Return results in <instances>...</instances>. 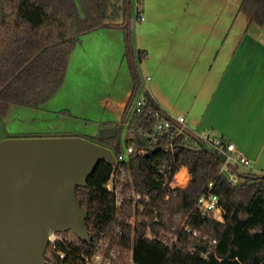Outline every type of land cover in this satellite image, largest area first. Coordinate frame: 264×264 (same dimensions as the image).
Returning <instances> with one entry per match:
<instances>
[{"label": "trees", "instance_id": "16d2710c", "mask_svg": "<svg viewBox=\"0 0 264 264\" xmlns=\"http://www.w3.org/2000/svg\"><path fill=\"white\" fill-rule=\"evenodd\" d=\"M140 0H0V114L11 103L41 108L65 81L71 54L84 34L105 27H118L124 34V58L129 66L133 88L121 118L128 123L126 145H133L123 165L131 173L124 185L125 199L118 205L106 183L117 169L103 158L88 179L78 186L82 207L88 212L91 241H83L72 230L56 248L48 246L47 264H91L83 254L100 248L116 250L122 264H264V172L242 171L238 165L222 170L223 155L206 149L204 139L186 130L170 145L162 134L154 140L155 116L148 108L165 111L148 89L140 62L146 52L135 46L132 25L141 13ZM251 22L264 23V0H243ZM146 104L137 112V97ZM71 113L69 109L60 110ZM118 121L112 136L93 135V141L109 147L115 156L123 152ZM188 161L192 183L172 188L170 179ZM186 168L179 178H186ZM212 182V186H210ZM133 188L144 197L140 210L127 194ZM218 196L222 219L214 210L202 209L200 198ZM144 200V199H140ZM134 217V221H132ZM194 231L197 233L195 234ZM150 232L151 236H148ZM64 252V257L59 255Z\"/></svg>", "mask_w": 264, "mask_h": 264}, {"label": "crops", "instance_id": "0c3cea01", "mask_svg": "<svg viewBox=\"0 0 264 264\" xmlns=\"http://www.w3.org/2000/svg\"><path fill=\"white\" fill-rule=\"evenodd\" d=\"M242 1L140 0L145 19L137 21L135 4L134 42L146 52L140 62L144 88L160 107L186 115L192 131L233 141L250 159L249 167L240 170L264 172V23L251 22ZM124 61L121 28L89 31L73 50L57 91L64 97L76 91L77 100L83 97L82 108L84 101L104 106L97 133L103 123H121L132 78L113 98L109 94L96 101L92 96L97 84H117Z\"/></svg>", "mask_w": 264, "mask_h": 264}, {"label": "water", "instance_id": "95a60500", "mask_svg": "<svg viewBox=\"0 0 264 264\" xmlns=\"http://www.w3.org/2000/svg\"><path fill=\"white\" fill-rule=\"evenodd\" d=\"M116 133L114 126L100 129ZM103 158L114 162L115 155L81 136L0 139V264H47L50 231L92 240L77 187L88 185Z\"/></svg>", "mask_w": 264, "mask_h": 264}, {"label": "built area", "instance_id": "2783aa9c", "mask_svg": "<svg viewBox=\"0 0 264 264\" xmlns=\"http://www.w3.org/2000/svg\"><path fill=\"white\" fill-rule=\"evenodd\" d=\"M145 19V15L142 13L137 21H141ZM136 21V22H137ZM149 78V76H147ZM146 104V98L144 95H141L137 97L136 99V110L137 112H142L144 110V105ZM148 112H153L155 116V120L153 123L154 130L152 132L148 133V136L152 137L154 140L157 139L158 135H166L170 139V145L173 146V142L177 139V137L184 133L186 130H190L186 115L184 114H170V113H162L159 110H154L152 107L148 108ZM192 131V130H191ZM197 133V132H196ZM199 136H201L206 145L212 146L215 148L216 151H218L220 154L223 155V163H222V170L227 171L228 167L230 165H238V166H245L249 167L250 165V159L247 155H245L237 146L236 144L224 138L223 136H211L208 132H202L201 134L197 133ZM134 146H127L126 150H123L122 153H120L118 156H115L114 163L119 169V172L114 171L111 175V178L106 183V187L113 191L116 196L117 204L120 205L124 199H125V193L123 191L124 185L126 181H130L131 173L129 171L128 174H126V169L123 165V163L128 160L130 152L133 151ZM185 161L182 163L179 170L174 174L173 178L170 179L169 183L166 185L172 187V188H187L192 183V177L189 173L188 166L186 165ZM186 168V178H179L178 175L182 171L183 168ZM224 171V172H225ZM231 179L235 180L236 176L231 174ZM212 182H210V186H212ZM127 194L130 196V200L135 206H138L140 210L145 208L146 201L151 199V196H143L140 192L135 191L133 188L129 189L127 191ZM144 199V200H140ZM198 205L202 209H208V210H214L218 211L221 215L222 219V209L218 202V196L216 194L207 193L203 195ZM218 218V217H217ZM134 217L132 221H134ZM62 232H55L50 231L49 233V245L52 246V248L57 247V243L64 240V235L61 234ZM196 234L197 232L194 231ZM148 236H151L150 232L147 234ZM59 255L61 257H64V252H59ZM83 258L86 262L91 264H122V262L119 259V254L116 250L112 249L109 251H104L102 248H100L95 254L93 255H87L83 254ZM130 264H134L131 262Z\"/></svg>", "mask_w": 264, "mask_h": 264}, {"label": "rangeland", "instance_id": "374dc122", "mask_svg": "<svg viewBox=\"0 0 264 264\" xmlns=\"http://www.w3.org/2000/svg\"><path fill=\"white\" fill-rule=\"evenodd\" d=\"M124 70L119 71V80L116 85H96L92 98L97 101L98 97L117 95L122 88L126 86L125 79H131V73L128 71L126 60L124 61ZM74 64L71 66V73L74 72ZM81 86V83L79 82ZM92 91V86H89ZM64 91L57 92L47 100L41 108H31L26 105L11 103L5 115L0 114V139L7 137H24V136H81L90 140H95L93 135L99 130V121L102 119L104 106H97L95 103L84 101L82 108L81 95L78 100L74 94L77 92L72 90L68 97H64ZM78 103V104H77ZM67 107V108H64ZM62 108V109H61ZM71 113L61 112L68 109ZM94 108V110H93ZM106 115H111L106 112ZM99 120V121H98ZM126 131L127 125H121L120 141L123 150H126ZM225 171V170H224ZM227 174L228 172L225 171ZM229 175V174H228ZM235 180H238L236 177ZM218 219L221 215L215 211Z\"/></svg>", "mask_w": 264, "mask_h": 264}]
</instances>
